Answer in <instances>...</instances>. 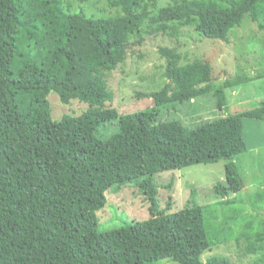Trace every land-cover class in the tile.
<instances>
[{
	"label": "trees",
	"instance_id": "trees-1",
	"mask_svg": "<svg viewBox=\"0 0 264 264\" xmlns=\"http://www.w3.org/2000/svg\"><path fill=\"white\" fill-rule=\"evenodd\" d=\"M108 3L116 14L95 17L72 12L69 0H0V264H232L220 255L203 260L221 230L194 201L175 212L161 209L155 176L225 159L216 192L235 204L231 193L244 188L236 158L248 150L243 119H264V104L197 128L175 115L164 119L211 92L217 107L227 108L226 90L244 81L212 85L211 64H182L176 45L158 48L163 84L141 94L152 107L128 114L108 107V83L146 22L150 34L178 40L181 25L195 24L203 38L228 42L246 15L264 31V0ZM52 92L63 104L76 99L88 108L54 120ZM113 122L115 133L96 135ZM131 181L148 197L150 217L99 231L107 191ZM246 240L259 256L255 264H264V230Z\"/></svg>",
	"mask_w": 264,
	"mask_h": 264
},
{
	"label": "rangeland",
	"instance_id": "rangeland-1",
	"mask_svg": "<svg viewBox=\"0 0 264 264\" xmlns=\"http://www.w3.org/2000/svg\"><path fill=\"white\" fill-rule=\"evenodd\" d=\"M169 2L160 0V6ZM69 4L72 12L84 9L88 16L116 14L115 7H111L108 0H69ZM149 26L146 22L139 35L135 33L131 36L132 44L126 59L110 74L108 85L113 97L108 107L116 108L122 114L152 107L153 99L141 94L156 91L163 84L161 75L166 61L160 56L158 48L175 45L183 54L182 64L198 61L211 64L212 85L221 86L226 80L233 82L241 77L244 81L226 90L227 108H218L216 96L211 92L198 98L194 105L186 103L177 106L169 115L165 113L164 119L175 115L188 127L197 128L206 120L238 114L264 104V31L249 15L244 17L242 25L230 31L228 42L203 38L195 24L179 25L178 40L162 33L150 34ZM141 35L143 39H140ZM48 99L54 120L67 113L80 115L88 108L76 99L63 104L54 92L49 94ZM243 123L248 150L236 158L244 188L238 193H231V198H236L235 204L223 203L224 198L216 192L217 183L225 181V159L165 171L155 176L157 183L162 184L157 196L161 209L170 205L168 211L175 212L194 201L204 207L206 219L221 230L220 234L215 233L212 246L204 253V261L210 256L220 255L229 258L232 264H255L259 258L257 254L248 252L246 238L264 230V119L244 118ZM117 130V122H113L102 126L96 135L106 138ZM172 176L173 184L169 186ZM106 197L105 206L97 211L98 230L101 232L131 221L148 219L151 215L149 199L135 181L121 189L117 185L112 186ZM163 264L178 263L164 261Z\"/></svg>",
	"mask_w": 264,
	"mask_h": 264
},
{
	"label": "clouds",
	"instance_id": "clouds-1",
	"mask_svg": "<svg viewBox=\"0 0 264 264\" xmlns=\"http://www.w3.org/2000/svg\"><path fill=\"white\" fill-rule=\"evenodd\" d=\"M231 198V197H230ZM233 198V197H232Z\"/></svg>",
	"mask_w": 264,
	"mask_h": 264
}]
</instances>
